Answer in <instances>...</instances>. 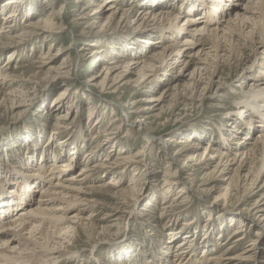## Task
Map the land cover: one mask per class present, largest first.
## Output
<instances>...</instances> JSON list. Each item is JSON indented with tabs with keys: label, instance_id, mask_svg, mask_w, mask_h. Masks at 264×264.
Segmentation results:
<instances>
[{
	"label": "rangeland",
	"instance_id": "rangeland-1",
	"mask_svg": "<svg viewBox=\"0 0 264 264\" xmlns=\"http://www.w3.org/2000/svg\"><path fill=\"white\" fill-rule=\"evenodd\" d=\"M116 1L121 2V7L127 11L126 18L121 17V9L111 18L109 16L111 11L104 10L101 6L105 4V0H23L22 5L20 3L17 7L18 17L15 22H12V27H15L12 32L10 30L1 33L3 30L1 29L2 21L0 19V36L4 34L13 36L22 33L27 30L24 23H33L37 20L41 21L49 18V14L56 13L58 10L60 12L56 13L53 21L57 25L61 24L60 29L55 28L51 33L36 29L31 35L36 32L37 35H34L31 39L27 35V37H23L24 44L20 48L12 47L9 44L0 48V80L7 73L8 75L11 74L12 78H15L21 72H24L25 76L34 74L32 83L27 86L29 89L26 88L27 90L24 91L27 97L24 96L19 99L15 97V100H17L14 103L11 102L14 96H9L7 92L16 87L17 84L12 85L14 87L9 86L0 89V190H11L10 194L12 195H17L21 186L26 191L30 190L29 184L22 181L23 179L19 180V170L29 169L28 166L31 165V161L35 169L38 166L40 171H42V167L45 170L49 169L51 156H55L56 163L60 165H65L68 162L72 164L68 171L58 175L60 179L67 175L76 176L80 164L83 165L85 162L90 166V169L94 168L88 172L92 176L89 177V180L81 185H76L83 188L86 193H79L80 196L73 193L71 201L68 200L67 203L70 205L73 203L74 205L76 202V204L68 209L66 215L64 214L69 218L68 216L76 213L87 224L81 229L76 228V233L72 232L73 240L70 243L73 244L69 246L70 257L63 260L56 258L55 260L57 254H54V257L53 255L49 256L51 258L48 259V264H86V262L93 264L96 260L102 264H129L133 261L137 264L140 262L139 257L141 256L148 259V264H155L157 260L153 256L155 252L158 255V247L162 248V251L165 250L166 255L165 259L159 257L160 261L163 259L162 263L159 261L156 264H173L171 251L174 249L175 243L183 238L194 243L191 246V249L193 248L191 258L194 259V264H204V258L208 255V252H211L210 250L215 252L213 251L215 249H218L216 255L228 253L233 258L245 255L243 253L244 248H252L258 242L260 244L256 249L258 252H256L257 261L244 260L239 262L240 264H264V230L262 229V236L256 238V229H259L260 226L255 225L250 220L252 212V214L257 213L258 216L264 215V168L258 175L256 184H254L256 186L253 187L254 192L247 195L249 189L247 183L250 178L244 179L242 176L246 173L247 166H245V170L243 169L235 174L231 170L236 166L233 164L229 166L230 171L222 174L220 171L223 170L224 160H222V164H219V159L215 157L217 154L212 155L213 158L211 157L209 161L205 159L202 163H198V160L189 161L185 155L178 160L168 158L169 155H174L175 151L185 149L181 143L187 138H195L196 143H194L199 144L197 152H203L206 146L207 148H222L223 143L229 142L232 138H236L235 143L240 146L245 140L246 131L250 132L251 140L258 136L257 132L260 128L257 129V125H264V123H260L261 119L253 117L255 127L249 126L246 130L240 128L241 131L236 134L232 132L236 128L232 124L230 125L229 121L231 118L229 117V111L235 113L236 116H241L244 120L246 119L245 121H250L249 117L252 116L250 112H245V108L241 104L243 101L240 98L242 92L247 91L251 81L255 79V73L252 70H244L245 66L250 65L255 58L252 56L251 48L248 50V47H245L248 45L247 43L244 46L242 45L243 47L241 46L244 43L241 36H238L240 45L234 39H232L233 41L228 38L224 40L225 51L230 56L222 63L220 61V66L218 65L219 61L216 64L220 72L219 75L229 85L219 91L220 96L215 99L209 96L217 93L216 87L217 82L220 80L219 75L212 76V73L209 74L208 70L206 72L202 69L200 75L203 82L199 85L198 90H194V94L191 93L193 91L187 94L183 92L178 95L173 94L171 97L165 94L164 100L159 104L148 103L147 100L150 96L160 95L161 93L163 95V90L166 87L173 86L176 80L178 82L175 85L176 87H179V83L184 82L183 78L187 77L185 80L187 81L191 76L189 73L191 68L178 73L179 68L172 71L170 65L163 66L159 60H157L158 62H148L146 56L154 51H159L160 47H163L161 44L162 37L156 38L158 37L156 32L160 29L141 27L138 24L140 21L136 23V17H141L143 13L141 15L139 13L142 9L147 11L158 9V11L171 15L172 21L175 20L179 26L183 25L187 18L196 20L195 24L199 26L204 25L201 21H207L206 16L201 17L204 16L202 9L205 6L202 7L201 2L198 0V10L193 11L188 7V0H165V3L159 0ZM5 2L7 1L0 0V17L7 14L11 9L5 7ZM232 2L234 4H244L246 1L237 2L233 0ZM112 3H116L115 0ZM224 3L227 4V1H224ZM226 6L224 8H227V10L231 6L232 9L229 16V11L223 14V20L228 19L230 15L234 17V10L239 8L240 5H230L228 2ZM93 9H98V13H93ZM85 12L89 14V17H83ZM212 16L214 15L210 14L209 18ZM225 22L220 24V28L226 24ZM101 24L103 30L98 32L97 29L99 28L95 26ZM215 24L219 26L217 19L216 21L210 20L206 26L211 29ZM192 26L193 24L186 26V31L176 35V37L169 38V34L163 35L166 44H171L174 39L182 40L187 35V30L191 29ZM81 32L84 35H80ZM147 37L152 38L151 42L158 40L159 43L154 45L145 43ZM95 39L102 42L103 47L89 45L93 42L92 40L96 41ZM101 49L105 50L101 52ZM96 50L99 51L95 53ZM185 56H187V53L181 59H186ZM119 59H122L123 63ZM144 59H147L145 61L148 63L144 66L142 72L145 71L146 73L143 74L139 71L138 73V67L133 70L137 63L132 62L136 60L140 62ZM115 60L116 62H113ZM126 61H128V64L131 62L129 67L134 72L130 75V79L125 80V78L117 75V73L122 75L121 72L126 70L117 67L111 74H108L109 80L107 79L112 84V88H117V92H113L112 88L104 92L101 91L98 82L105 75V68L118 63L125 66ZM207 62L209 61L207 60ZM255 62L259 61L256 60ZM152 63L155 66L152 67L150 65ZM65 65L67 68L61 67ZM201 65L206 66L203 63ZM31 66L32 69H29ZM241 67H243L242 70ZM68 69L69 75H66L69 77L67 78L64 77L63 73L61 74V71ZM119 76L121 78L117 79L116 77ZM142 76L144 77L142 78ZM242 76L245 77L242 78ZM90 77L96 78L94 82L96 81L98 86L96 83L90 82ZM112 77L113 79H111ZM209 78L214 81V85L202 90ZM122 80L125 82H122ZM130 80L132 81L130 82ZM262 82H264V79ZM108 86L106 85V87ZM65 87L68 88L67 92L70 97L63 103L62 107L63 113L67 114L66 121L60 122L61 120L56 118L55 108L51 107V104L53 103V96L59 89ZM204 93L206 97H204ZM88 107L94 108L90 116L88 115ZM123 107L125 110H123ZM124 113H128L129 116H125ZM140 118L145 120V123L139 124L140 127L136 123L131 124L132 119L139 120ZM76 120L79 121V130L75 132V134H78V139L73 143L72 138L69 137L72 136V131L61 129L59 126L63 123L69 125L70 121ZM136 127L137 129H135ZM128 128L129 135L124 136ZM58 132H61L59 136H57ZM144 134L152 135L153 150L149 155L147 149H149L151 142L144 140ZM64 138L68 141L65 142ZM58 139L62 141L57 146L54 140ZM165 141L171 144L170 150L165 149ZM97 144H99V147L93 149ZM62 146L63 148H61ZM101 147L103 149L98 152ZM181 147L183 148L181 149ZM237 148L233 147L228 152L234 154ZM92 149L94 151H91ZM42 152L46 159L41 156ZM118 153L119 156L132 159L127 164L119 166L114 164L102 166L101 162L106 157L107 161L113 162ZM190 153L192 152L190 151ZM86 154H90L92 159L91 157L85 158ZM55 160L52 162H55ZM40 164H42L41 168ZM175 164L178 169L185 165L182 167L184 171L179 176L178 170L175 177L177 179L173 181L175 183L171 184L169 189L164 190V174L167 168L175 169ZM251 164L250 176H253L259 166V161L254 160ZM135 171L138 172L137 175H135ZM231 176L234 179H231ZM229 181L231 182L230 185H228ZM183 183H186L184 190L187 193L180 197L182 193L179 192V189L185 185ZM133 185L135 186L132 189ZM41 186H45V182L40 181L38 183L36 180L32 184L33 197L38 198L40 193L35 190ZM211 187L212 189L209 190ZM189 188L191 191L188 190ZM203 189L206 191H203ZM222 193H226V195L222 196ZM136 196H138V199L136 204L133 205V199ZM0 200L2 201L1 195ZM163 201L171 204L169 205L171 207L162 208L164 206L161 204ZM79 202L80 205L77 204ZM18 204L19 202L15 201L10 206H17ZM25 206H19L14 211L12 210L10 217L18 216L21 213H18V211L23 208V212H28V209L36 205ZM173 208L174 210H172ZM248 210L251 211L248 213ZM143 212L144 215H141ZM57 213V215L60 214V212ZM1 216L0 220H2ZM260 217L262 218V216ZM191 218L194 223L189 225L187 231L189 236L187 238L185 234L183 235L180 232L174 233L180 230L184 224L190 222ZM241 221L244 224L242 230L246 229V231H243V238L238 239L239 244L236 247L234 245L238 242L232 243L235 238L230 239V237L234 228L240 226ZM65 224L67 223H63L61 226ZM173 233L174 237L172 238ZM68 235L67 238H71L70 234ZM253 238L257 239L256 245H254ZM39 240L44 242L43 239ZM92 243H95V248L98 247L94 257H91L87 252ZM225 243L228 245L223 246ZM233 246L234 250L225 251L226 248L229 250ZM240 253L241 255H238ZM84 255H89L85 256V258H88L86 262L82 259ZM159 256H162L161 252ZM96 257L98 259H95Z\"/></svg>",
	"mask_w": 264,
	"mask_h": 264
},
{
	"label": "bare ground",
	"instance_id": "bare-ground-1",
	"mask_svg": "<svg viewBox=\"0 0 264 264\" xmlns=\"http://www.w3.org/2000/svg\"><path fill=\"white\" fill-rule=\"evenodd\" d=\"M6 1L7 2H5V4H6L5 7H10L11 9L7 14H4V16L0 17V19L2 21L1 29L3 30V31H1V33L2 32H8L10 30L12 32V30H14L15 27L14 28L12 27L13 26L12 22L16 21V19L18 17L17 7L20 5L21 2H23V0H6ZM112 1L113 0H105V4H102L101 6L104 8V10L111 11L109 14V16L111 18L116 14V12L119 9L122 10V12L120 11L121 17L124 16L126 18L127 17V11L123 10L124 8L121 7V2L119 3V1L115 0L116 3H112ZM149 1H152V0H149ZM153 1H155V0H153ZM159 1L165 3V0H159ZM224 1L225 2L227 1V4L229 2L230 5H240L239 8L234 10L235 16L233 17L232 15H230V17L228 19L226 18L227 20L222 19L223 14L226 11H229L228 12V16H229L230 11L232 9L231 8L232 6L230 8H228V10H227V8H224V7H227L226 6L227 4L224 3ZM224 1L223 0L222 1L221 0H199V2H201L202 7H203V5L205 6L202 9L204 11V16H201V17L206 16V18H207V21H205V20L201 21L204 23V25L201 24V25L197 26L195 24L196 20L187 18L185 20V22H183V25L179 26L176 24L175 20L172 21L173 18H171V15H169L168 13L166 14V12L158 11V9H153L152 11L150 9L149 11H151V12L147 11L146 9H142L141 13H139V15H141L142 13L143 14L141 15L140 18L136 17L137 21L136 20L135 21H136V23L140 21L138 24L141 27H145L148 29L149 28L150 29H154V28L160 29V31L156 32V35H158V37H156V38L162 37L161 44L163 45V47H160L159 51H154L149 56H146V58L148 59V62H151V61L158 62L157 60H159L160 63L163 64V66L170 65L172 71L179 68V71H177L178 73H181L184 70L186 71L187 68H191L189 70V73L191 76L189 75L190 77L187 79V81H185L187 77L184 76L185 77V78H183L184 82L179 83L178 84L179 87L175 86L178 83L176 80L175 83L173 84V86L166 87L163 90L164 91L163 95L161 93L160 95L150 96L147 101H148V103L154 102V105H157L162 100H164L165 94H166V96L170 95V97L173 94H177V95L182 94V92L184 94H187L188 92L193 91L191 93L194 94V92H195L194 90L195 89L198 90L199 85H201L202 84L201 82H203V79L200 75V71L202 69L206 70V72L208 70L209 74L212 73V76L219 75L220 72H219V69L217 68L216 62L219 61L218 65L220 66V61L222 63L224 60L228 59L230 56V55L228 56L227 52L225 51V46L223 45L224 40L226 38H228L229 40L234 39V41L238 42V44L240 45L241 43L238 41V38H239L238 36H241V39L244 41V43H242L241 46L242 45L244 46L247 43L249 46L247 45L245 47H248V50L251 48L250 51L252 53V56L255 57L250 65L245 66L244 70H250V71L252 70L255 73V75H254L255 79L251 81V84L249 85L250 87L248 88V90L243 91L241 96H240V98L242 99L241 101H243V102H241V104H243V107L245 108V112H250V114L252 115L249 117L250 121H245L246 119L244 120L241 116H236L235 113L229 111L230 112L229 117H231L229 119L230 125L232 124L233 127L236 128V130L232 131V132L234 134H236V133H239L241 131L240 128H243V130L244 129L246 130L247 127H249V126L255 127L253 117H257V118L261 119L262 121H260V123H262V124L264 123V121H263L264 120V86H263L264 82H262L264 79V0H245L246 2L244 4H241V3L234 4V2H232L233 0H231V1L230 0H224ZM234 1L238 2V1H242V0H234ZM187 3L189 5L188 7L191 8V10H193V11L196 9L198 10V7H199V5L197 4L198 0L197 1L196 0H188ZM21 5H22V3H21ZM200 9H201V7H200ZM93 10H94L93 13H98L97 12L98 9H93ZM126 10H128V9H126ZM58 12H60V11L58 10L56 13H58ZM56 13L52 12L51 14L48 15L49 18L42 19L41 21L37 20L36 22H33V23H30V22L24 23L25 28H27V30L30 28V30H28V31L25 30L22 33L14 34L13 36H7L5 34L0 36V48L7 46L8 44L11 45L12 47L20 48L24 44L23 37L29 36V39H31L34 35H37V32L34 33L33 35H31L33 32H35L36 29L37 30L39 29L43 32L49 31V33H51L52 30H55V28L60 29L61 24L57 25V23L53 21L54 18L56 17ZM210 14H212L214 16L209 18ZM165 15H167V16H165ZM48 16H46V17H48ZM216 16H217V18H216ZM83 17H89V14L87 12H85L83 14ZM172 17H173V15H172ZM218 17H219V19H218ZM216 19L219 21V26H216V24H215V26L213 28L208 29V26H206V24H208L210 20L216 21ZM119 20H120V18H119ZM222 22H225L226 24L221 26L222 28H220V24ZM192 24H193L192 28L187 30V35L185 37H183L182 40L174 39L171 44H166L165 38L163 35L166 36L167 34H169V38H172L173 36L176 37V35L183 33V31H186V28H187L186 26H189ZM95 27L99 28V29H97L98 32L103 30L102 24L97 25ZM80 35H84V34L81 32ZM150 40H152V38L147 37L145 39V41H146L145 43H148V44L150 43L153 45L155 43H159L158 40L152 41V42ZM92 41L93 42L90 43L89 45H92L93 47L94 46L103 47L102 42H100L98 40H96V41L92 40ZM104 50L101 49L100 51L102 52ZM98 51L99 50H96L95 53H97ZM186 53H187V56H185L186 59L182 60L181 58ZM147 59L141 60L140 62L137 60L136 61L133 60L134 62H132V63H137V65L133 68V70H135L138 67L137 72L138 71L142 72L144 69V66L148 63L147 61H145ZM207 60L209 62L211 60L210 64H208L209 62H207ZM256 60H258L259 62H255ZM113 62H116V60ZM113 62H111V63H113ZM127 62L128 61H126V63H125L126 65L124 64L125 66H122L123 65L122 64L123 62H122L121 63L122 65L118 63L119 66H117L118 65L117 64V65H113V66H109V67L105 68L106 73H105V75L102 76V79H100V81L98 82L100 84L99 88L101 91L104 92L107 89L110 90L112 88V84L109 83L110 81L109 82L107 81L108 74H111L117 67H119V68L122 67L124 70L126 69L125 72L124 71L121 72V73H123L122 75L120 73L119 74L117 73V75H120L121 77L125 78V80L127 78L130 79V75L134 74V72H132L133 70H131V68L129 67L131 62L129 64ZM63 63H62V65H64ZM202 63L206 64V66L203 67L204 65H201ZM161 64H159V65H161ZM150 65H152V67H153L154 63H152ZM259 66H260V68H258ZM61 67L67 68L66 65L61 66ZM148 67L150 68V66H148ZM146 68H147V66H146ZM29 69H32V66L29 67ZM240 69L242 70L243 67H241ZM157 70H159V69H157ZM31 71H33V70H31ZM15 73H17V72H15ZM62 73L65 75L64 77H67V78L69 77L68 76L69 75L68 74L69 69L65 70V71H61V74ZM145 73L146 72L144 71L143 74H145ZM66 74H68V75H66ZM197 74L199 75V77H197L198 76ZM33 75L34 74L25 76L24 72H21L19 75L15 76V78H12L11 74L8 75V73H7L6 76H4L3 78L1 77L2 79L0 80V89L17 84L16 87L12 86L14 88L10 89V91L7 92V94L9 96H12V97L14 96L13 99L11 100V102L14 103L17 100V99L15 100V97H17L18 99L21 97H24V96L27 97V95L24 94V91L27 90L26 88H28L27 86L29 85V83H32ZM120 76L116 77V78L120 79L121 78ZM144 76H142V78ZM244 77L245 76H242V78H244ZM218 78H220V80L217 82V87H216L217 93H215V95L213 93L209 96L212 99H215L216 97L220 96V94H218L219 91L223 90L225 87H227L229 85L221 77V75H219ZM95 79H96L95 77H90V82L93 83ZM111 79H113V77ZM114 79H115V77H114ZM129 79H127V80H129ZM123 81L124 80H122V82ZM131 81L132 80H130V82ZM127 82H129V81H127ZM133 82H134V80H133ZM85 83H87V82H85ZM94 83H96V81ZM122 84L124 85V83H122ZM63 85H65V84H63ZM106 85H109V86L106 87ZM213 85H214V81L212 79L210 80V78H209L208 81L206 82V84L202 87L203 88L202 90H204V89L206 90L207 88H210ZM97 86H98V84H97ZM252 86H253V88L251 89ZM112 89H113V92H115V91L117 92V90H116L117 88H115V89L112 88ZM67 91H68L67 87L59 89L58 92L53 96V103L51 104V107L55 108L56 118L61 120L60 122L66 121V118H67V114L65 112L63 113V110H62L63 103L66 100H68V98L70 97L69 93ZM168 91H170V92H168ZM201 92H204V91H201ZM204 97H206L205 93H204ZM243 97H247V98H243ZM118 106H119V104H118ZM120 106H122V105H120ZM11 107H13V106H11ZM153 108H154V106H153ZM93 109L94 108H92V107H88V115L89 116L91 115ZM123 110H125L124 107H123ZM57 112H59V113H57ZM60 112H62V113H60ZM254 113H256V114L254 115ZM124 114L127 117L129 116L128 113H124ZM78 122H79L78 120L70 121L71 126H70V124L66 125L65 123H63V125L59 126V127H61V129L62 128L66 129V130L69 129L70 132L72 131V136H69V137L72 138L73 143L76 142V140L78 139L77 138L78 134H75V132L77 130H79L78 129L79 128ZM132 123H136L138 125V127H140L139 124L142 125L143 123H145V120H144V118H140L139 120L138 119H135V120L132 119L131 124ZM258 128H260V130L257 132L258 136L255 137V139H253V140H251L252 138L250 136V132L246 131V135L244 136L245 140L243 141V144H241L240 146H238V144L235 143L237 139L235 138L236 139L235 140L234 138H232V139H230L231 142L230 141L227 143L224 142L223 143L224 145H222V148H211V147L207 148V146H206V148L204 149L203 152H197V147L199 144H195L196 143L195 138L189 139L186 137L187 139H185L182 143L180 142L181 144H183L185 149L175 151L174 155H169L168 158H172V159L175 158L178 160V159H180L181 156L185 155L186 158L189 159V161L190 160L191 161L192 160H198L199 161L198 163H202L205 159H207L209 161L211 159L212 155L217 154L215 157L219 159V161H218L219 164H222V162H223L222 160H224L223 170L220 169L221 170L220 172H222V174L226 173V171L227 172L230 171L231 168L229 166L233 165V164L236 166L234 169H231V170H233V172L235 174H236V172H239V171L241 172L244 168L246 169L245 166H247V169L245 171L246 173L243 174L242 176L244 177V179L250 178L249 182L247 183V186L249 187L247 195H250L254 192V188H253L255 186L254 184H256V180H258L257 179L258 175H260L261 171L264 168V125H259V126L257 125V129ZM71 129H73V130H71ZM135 129H137V127ZM105 131H106V129H105ZM126 131L127 132L124 134V136L129 135V128H128V130L126 129ZM60 133L61 132H58L57 136H59ZM53 135H55V134H53ZM231 135H233V134H231ZM234 136L237 137L238 135H234ZM144 138H145L144 140H146L147 142L148 141L151 142L150 147H148L149 149H147V150H149V153H147L149 155L151 153V150H153L152 149L153 144H152V140H151L152 135L144 134ZM61 141L62 140H60V139L54 140V143H57L56 145L58 146L60 144L59 142H61ZM64 141L66 142L68 140H65V138H64ZM144 144H143V147H144ZM170 145H171L170 143L165 141V145H164L165 149L170 150L169 149ZM237 146H238V148H237ZM98 147H99V144H97L93 149H96ZM224 147H225V149H224ZM233 147L237 148V150H236V153L231 154V153H229L230 152L229 150H231ZM61 148H63V146ZM182 148L183 147H181V149ZM93 149L91 151H94ZM102 149H103V147L99 148L98 152H100ZM44 150H45V148H44ZM224 150H227V151L225 152ZM190 151L192 153H190ZM237 152H239V153H237ZM119 153L113 162L107 161L106 160L107 157H106V159L101 162L102 166L105 164L110 165V166L112 164L119 166V165L127 164L132 159L130 157H129L130 158L129 159L128 157L125 158L123 156H119ZM41 156H43V158L46 159L43 152H42ZM207 156H209V157L206 158ZM51 157H52V159L50 162L51 164L49 165V169L45 170V168L42 167V164H40V168L41 167L43 168L42 171L38 170L39 166L37 167V169H35L34 164H32V161H31V165L28 166L29 169L26 168L25 171H23L22 169L19 170V174H20L19 180L23 179L22 181L26 182V184H29L28 186H29L30 190L26 191L24 189V187L21 186V188L19 189V193L17 195L10 194L11 190H7V191L0 190V195L2 197V201L0 200V216L2 215L1 216L2 220H0V264H48L47 261L49 258H51L49 256L53 255V257H54V254H57L56 255L57 257H55V260H56V258L61 259V260L69 258L70 257L69 246L73 244L72 242L70 243V241L73 240L72 235H71L72 232L76 233L77 232V230L75 231L76 228L81 229L87 224L86 222H84L85 220L82 219V217H79V215L76 213H74V215L72 214V216H68L69 218L64 216V214L66 215L67 214L66 212L68 211V209H70L71 207H74L76 204V202L74 205H73V203L71 205L69 203H67L68 200L71 201V197H73V195H72L73 193H76V194H79L82 192H84V194L86 193L85 190H83V188H81L80 186H76V185H81L82 183L89 180V177L91 175L88 172L93 170L94 168L90 169V166L87 165L86 162L84 161L85 163L83 165L80 164L79 172L76 176H74V175L68 176L67 175L66 177L63 176L64 178L62 177L60 179L58 175H60V174L62 175L63 172L65 173L66 171H68V169L72 166V164L68 162L67 164H65L66 165V167H65V165H63V164L60 165V164L56 163V160H55L56 157L55 156H51ZM87 157H89V158L91 157V159H92V156H90V154H86L85 158H87ZM85 158H84V160H85ZM54 160H55V162H52ZM70 160H72V158H70ZM110 160H111V158H110ZM254 160H257V162L259 161V166L255 170V173L253 174V176H250L251 175V165H252L251 163ZM41 163H42V161H41ZM173 163H175V162L173 161ZM184 166H181V169H178V166L175 164V169L167 168V170L164 174L165 178L163 181L164 190L169 189L171 187V184L175 183L173 181L175 179H177L175 177H176V173H178V170L180 173L179 176L182 175V172L184 171L182 167H184ZM53 170H55V171H53ZM134 173H135V175L138 174V172H136V171ZM232 176H231V179L233 178ZM55 179L57 181H54ZM36 180L38 183L40 181L45 182V186H41L37 190H35L38 193H40L38 198L33 197L34 193L32 192V189H31L32 184ZM131 183H133V181H131ZM230 183L231 182L229 181L228 185H230ZM20 184H18V185H20ZM183 184H185V185H183L179 189V192L182 193L180 195V197L187 193L184 190L186 183H183ZM134 186L135 185H133L131 188L133 189ZM190 187H191V190L193 191L192 185ZM206 189H207V187H206ZM211 189H212V187L209 188V190H211ZM188 190H190V188ZM203 191H206V190L203 189ZM179 192L177 193L178 195H179ZM69 194H71V195H69ZM223 195H226V193L225 194L222 193V196ZM254 195H256V194H254ZM79 196H80V194H79ZM204 197L206 198V196H204ZM137 199H138V196H136L133 199V205L136 204ZM15 201L19 202V204L17 206H10V205H13V203ZM78 201H80V200H78ZM81 201H83V200H81ZM80 202L77 204L80 205L81 204ZM224 203H225V200H224ZM161 204L164 205L162 208H165V209L167 207H171V206H169L171 204H167L164 201ZM23 205H26V206L29 205L28 207H31L33 205H36V206L28 209V212H23L24 211V208H23V209L18 211V213L21 212L20 214H18V216L14 217V218L10 217L12 210L14 211L15 208H18L19 206H23ZM227 205H229V204L227 203ZM172 210H174V208ZM185 210H187V209H185ZM250 211L251 210H248L247 212L249 213ZM57 212H60V214L57 215L58 214ZM144 212L141 215H144ZM180 213H182V212H180ZM252 213L250 214L252 217V218H250L251 222L254 223L255 225L257 224L260 226L259 229H256V236L255 237L260 238L262 236V233H263L262 229L264 230V215H260V216H262V218H261L260 216L256 215L257 213L256 214H252ZM63 223H67V224H65L66 226L65 225L61 226V225H63ZM71 223H73V224H71ZM192 223H194V222L192 221V218H191L190 222H188L187 224H184L180 230H177L174 233L180 232L183 235L185 234V236L187 238L189 236L187 231L189 230V225H191ZM243 225L244 224L241 221L240 226L238 228H234L233 232L231 233V237H230V239L235 238L232 241V243L235 244L236 242H238V239L243 238L242 237V235L244 233L243 231H246V229L242 230ZM75 226H77V227H75ZM237 229H239V230H237ZM174 233L172 235V238L174 237ZM68 234H70V236H71V238H69V239L67 238L69 236ZM239 235H240V237H238ZM263 235H264V233H263ZM256 238L252 239L253 242H255L254 245H256V240H257ZM39 239H43L44 242H41ZM187 240L185 238H183V239L179 240L178 242H176L175 245L173 246L174 249L171 251L173 254V258H172L173 264H194V259L192 260V258H191V254L193 253V251H192L193 248L191 249V246H193L194 243H192L189 240L187 241ZM94 244L93 243L91 245L89 244L90 245L89 251H87V252H89V255H91V257H94L96 254V251H98V247L95 248ZM237 244H239V242L236 243L234 246H236ZM258 244H260V243L258 242L256 246H253L252 248H249V249L244 248L245 251L243 253L245 255H241V253H240L238 255H241V256L235 257V258H233V256L230 257L228 255V253L216 255L217 254L216 251L218 249L213 250L215 252H212V250H210L211 252H208V255L206 256L207 259L204 258V261H205L204 264H235L236 261L238 264H240L239 261H244V260L245 261H247V260L248 261L249 260L257 261L256 259H258V257H256V255H257L256 249L258 248ZM227 245L228 244H226V243L223 244V246H227ZM234 246L231 247L229 250L227 248H226V250L225 249L224 250L225 251L234 250L235 249ZM165 249L167 250L166 247H165ZM157 251H159V253L161 252L162 256H159V253L157 255L156 254L157 252L154 253L153 257L155 258V260H157V262H155V264L160 261L159 257H163L165 259V255H166V251L165 250L162 251V248L158 247ZM89 255H84V257L82 258L84 260V262L88 261V258H85V256H89ZM143 255L145 256V254H143ZM225 255L228 257H226ZM95 259H98V258L96 257ZM139 259H140V262H138L137 264H148V259H146L145 257L141 256V257H139ZM137 261H139V260H137ZM137 261H135V262H137ZM160 262L162 263L163 259ZM86 264H88V263L86 262ZM93 264H102V263H100L98 260H96L93 262ZM129 264H135V263L133 261L132 263H129Z\"/></svg>",
	"mask_w": 264,
	"mask_h": 264
}]
</instances>
